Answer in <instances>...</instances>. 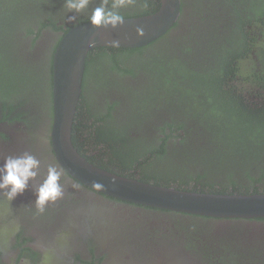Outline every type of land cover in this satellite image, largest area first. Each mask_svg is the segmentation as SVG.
I'll list each match as a JSON object with an SVG mask.
<instances>
[{
    "label": "trees",
    "instance_id": "obj_1",
    "mask_svg": "<svg viewBox=\"0 0 264 264\" xmlns=\"http://www.w3.org/2000/svg\"><path fill=\"white\" fill-rule=\"evenodd\" d=\"M49 1L0 0V30L8 34L9 28V51L10 45L19 50L24 40H46L43 34L57 30ZM218 1L223 5L181 0L182 21L171 35L146 47L89 53L72 133L81 156L103 170L145 183L217 194L264 193V0ZM158 8V0H135L125 9L141 17ZM136 67L149 76L146 85L166 91L171 103L189 115L191 126L165 116L156 121L160 129L150 139L139 130L133 131L136 136L129 134L139 115H125L116 126L113 106L107 113L98 112V102L90 109L83 94L91 77L96 85L109 84L112 74L136 77ZM5 74L0 73V85Z\"/></svg>",
    "mask_w": 264,
    "mask_h": 264
},
{
    "label": "flooded vegetation",
    "instance_id": "obj_2",
    "mask_svg": "<svg viewBox=\"0 0 264 264\" xmlns=\"http://www.w3.org/2000/svg\"><path fill=\"white\" fill-rule=\"evenodd\" d=\"M49 2L58 19L57 30L51 28L42 35L48 39L32 43L27 39L19 50L10 45L9 51V28L8 34L0 30V73L6 72L7 76L3 77L0 95V166L6 157L24 152L41 161L37 180L29 181L22 194L9 202L0 193V264H264V220L206 218L139 206L95 192L64 171L62 198L50 203L42 214L36 211V188L46 177L48 165L59 167L50 141L53 56L63 36L71 28L90 21L93 9L102 0H91L74 23L66 22L75 13L68 12L64 0ZM112 3L107 0L109 8ZM125 8H121L122 14L132 17L133 12L128 13L130 10ZM185 12L183 8L182 14ZM38 18L41 17L33 19ZM180 19L181 13L178 22ZM19 22L16 20V24ZM68 26L72 27L68 30ZM90 64L94 73L98 57ZM9 65L16 70L12 79ZM134 72L136 77L106 76L109 84L96 85L91 77L84 98L90 95V89L101 93L107 100L103 103L107 113L115 97L128 94L139 80L148 83L146 72L137 67ZM33 76L44 81L46 91L41 99L30 104L27 98L9 93V88L21 78L29 80ZM132 112L149 115L145 108H135L127 114ZM155 125L153 121L142 133L153 139L160 129ZM172 147L169 143L168 150Z\"/></svg>",
    "mask_w": 264,
    "mask_h": 264
},
{
    "label": "water",
    "instance_id": "obj_3",
    "mask_svg": "<svg viewBox=\"0 0 264 264\" xmlns=\"http://www.w3.org/2000/svg\"><path fill=\"white\" fill-rule=\"evenodd\" d=\"M145 16L124 18L115 29L95 28L90 21L71 28L52 60L51 148L60 168L74 180L107 197L177 214L230 220H264V193L217 194L155 185L103 170L81 156L72 143L90 52L98 48L138 49L171 32L181 0H158ZM142 28L143 34L137 29ZM118 43V46H114Z\"/></svg>",
    "mask_w": 264,
    "mask_h": 264
},
{
    "label": "clouds",
    "instance_id": "obj_4",
    "mask_svg": "<svg viewBox=\"0 0 264 264\" xmlns=\"http://www.w3.org/2000/svg\"><path fill=\"white\" fill-rule=\"evenodd\" d=\"M91 0H64V7L68 12L75 13L67 17V23H74L78 14L86 10ZM135 0H113L111 8L107 0L93 9L90 24L95 28H112L123 25L124 18L118 9L132 5ZM138 34H143V29H137ZM118 46V43H114ZM41 161L30 152H24L19 156H8L0 166V193L10 202L22 194L28 187L29 181L35 182L39 176ZM63 169L48 165L46 177L36 188L35 207L38 213H43L50 203L56 202L64 195L61 184Z\"/></svg>",
    "mask_w": 264,
    "mask_h": 264
},
{
    "label": "rangeland",
    "instance_id": "obj_5",
    "mask_svg": "<svg viewBox=\"0 0 264 264\" xmlns=\"http://www.w3.org/2000/svg\"><path fill=\"white\" fill-rule=\"evenodd\" d=\"M33 74H35V72H33ZM35 75L37 76V74ZM138 83V86L129 88L128 94L121 93L113 99V106H115L113 112V124L119 126L123 122V119H125V115L130 110L135 108H145L148 110L149 115H139V124L134 127L129 134L135 130H139L137 132L142 133V130L149 126L153 121L156 122L158 119L165 116H168L167 118H171L175 122L191 126L189 123V115L179 111L175 105L171 103L170 97L166 91L161 90L160 92V90L153 89L146 85L147 82H143V80H139ZM45 91L44 81L35 76L31 77L29 80L21 78L15 87L9 88V93H13L15 96H21V98H27V102L30 104L34 103L36 99H41L44 96ZM2 92L3 89L0 85V95ZM106 101L107 100L104 95L90 89V95L87 96L86 103L90 109L93 110L95 104L98 102V105H96L98 112L103 113V103ZM134 113L135 112H132L131 115H135ZM136 118L138 117L132 118V120ZM142 135L146 136V133H142ZM257 172L258 169L254 171V174L257 175Z\"/></svg>",
    "mask_w": 264,
    "mask_h": 264
}]
</instances>
